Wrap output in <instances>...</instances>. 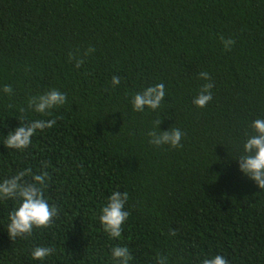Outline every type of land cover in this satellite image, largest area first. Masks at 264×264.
<instances>
[{"label": "trees", "instance_id": "trees-1", "mask_svg": "<svg viewBox=\"0 0 264 264\" xmlns=\"http://www.w3.org/2000/svg\"><path fill=\"white\" fill-rule=\"evenodd\" d=\"M221 36L235 41L229 50ZM202 71L213 99L198 108ZM161 82L162 107L134 112L131 96ZM6 84L0 179L43 169L60 211L13 240L4 224L15 203L0 201V264H41L30 259L41 245L55 249L43 264H113L114 245L129 248L130 264L169 252L171 264H199L209 249L229 264H264V189L238 169L250 122L264 117V0H0ZM53 88L66 95L56 125L23 151L6 148L2 136L28 122L21 116L53 118L29 108ZM172 128L184 133L182 147L149 143L150 132ZM117 186L129 192L130 216L122 239L110 240L95 215Z\"/></svg>", "mask_w": 264, "mask_h": 264}, {"label": "clouds", "instance_id": "clouds-1", "mask_svg": "<svg viewBox=\"0 0 264 264\" xmlns=\"http://www.w3.org/2000/svg\"><path fill=\"white\" fill-rule=\"evenodd\" d=\"M224 50H229L235 43L232 39L220 37ZM95 49L89 48L88 53ZM75 54H69V61ZM76 67L79 68L84 62L83 58L76 56ZM203 83L192 99V103L198 108H204L213 99L212 89L214 87L211 75L208 72H200L197 77ZM121 79L117 75L111 77L110 85L116 88L120 85ZM0 92L8 95L12 92L11 85H4ZM166 95L164 83L149 84L131 96L130 104L134 112H144L145 109L156 110L162 107V100ZM66 104V95L57 89H51L44 94L33 97L29 101V108L32 113L39 114L40 117H53V111ZM21 121L27 120L3 137V144L6 148L23 151L32 144V138L39 132L52 129L57 120L51 119H26L21 116ZM158 124V121L155 122ZM253 130L247 135L242 144V152L239 155V172L252 181L259 189H264V117H258L250 122ZM149 143L155 148L168 146L170 148L182 147L184 133L180 128L171 130L150 132ZM45 167L47 161H42ZM31 176V180L25 177ZM50 182L49 175L41 169L38 174H33L31 168L17 171L7 179H0V201L12 200L15 207L8 213L7 222L4 227L8 236L26 239L30 237L34 229L47 228L54 218L58 216L59 209L56 204L50 203V198L46 195ZM129 192L121 191L119 186L112 189L104 202L100 205L95 218L103 232L110 240L122 239V233L126 222L129 219L128 208ZM174 235V233H173ZM55 249L49 246H35L30 251V259L40 261L41 264L46 258L51 257ZM172 253L167 256H156V264H171ZM111 260L113 264H130L132 255L129 248L125 246H112ZM176 264H182L181 258H177ZM199 264H229V260L220 253H214L209 249L208 253L202 257Z\"/></svg>", "mask_w": 264, "mask_h": 264}]
</instances>
